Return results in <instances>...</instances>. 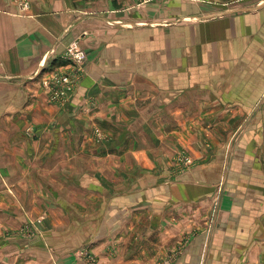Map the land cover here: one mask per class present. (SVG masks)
I'll list each match as a JSON object with an SVG mask.
<instances>
[{"label": "crops", "instance_id": "0c3cea01", "mask_svg": "<svg viewBox=\"0 0 264 264\" xmlns=\"http://www.w3.org/2000/svg\"><path fill=\"white\" fill-rule=\"evenodd\" d=\"M23 1L0 0V264H264V0ZM75 41L58 107L39 76Z\"/></svg>", "mask_w": 264, "mask_h": 264}, {"label": "built area", "instance_id": "2783aa9c", "mask_svg": "<svg viewBox=\"0 0 264 264\" xmlns=\"http://www.w3.org/2000/svg\"><path fill=\"white\" fill-rule=\"evenodd\" d=\"M27 1L21 4L22 10L27 9ZM46 61L44 72L39 76L40 85L43 89L47 101L58 107H66L70 100L77 93L80 84L85 77L84 64L86 61V53L82 49L79 41H75L68 46L60 60L62 65L52 67ZM92 106H94L92 104ZM97 140L102 141L105 137L97 132ZM175 163L178 166L176 174L182 173L192 167V160L184 153H180L175 157ZM79 258L86 264H95L93 256L86 250H80Z\"/></svg>", "mask_w": 264, "mask_h": 264}, {"label": "rangeland", "instance_id": "374dc122", "mask_svg": "<svg viewBox=\"0 0 264 264\" xmlns=\"http://www.w3.org/2000/svg\"><path fill=\"white\" fill-rule=\"evenodd\" d=\"M174 164V162H173ZM173 170H174V174H176L178 166L176 165V163L173 166ZM34 221V220H33ZM43 222V218H39L38 220L34 221V222H29V224H27V226L25 228L20 229L21 233L20 235H22L23 237H27V238H33L35 236L37 237H43V231L39 228V224H41ZM182 253V250L178 249L177 251L174 252V254L168 256V258L165 261H162L158 264H172V260L175 259V257L179 256Z\"/></svg>", "mask_w": 264, "mask_h": 264}, {"label": "trees", "instance_id": "16d2710c", "mask_svg": "<svg viewBox=\"0 0 264 264\" xmlns=\"http://www.w3.org/2000/svg\"><path fill=\"white\" fill-rule=\"evenodd\" d=\"M55 65H56V63H52V67H56ZM61 65H62V63H59V66H61Z\"/></svg>", "mask_w": 264, "mask_h": 264}]
</instances>
